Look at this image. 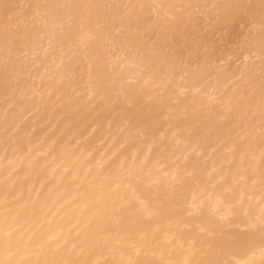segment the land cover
I'll list each match as a JSON object with an SVG mask.
<instances>
[{"label": "bare ground", "instance_id": "6f19581e", "mask_svg": "<svg viewBox=\"0 0 264 264\" xmlns=\"http://www.w3.org/2000/svg\"><path fill=\"white\" fill-rule=\"evenodd\" d=\"M0 264H264V0H0Z\"/></svg>", "mask_w": 264, "mask_h": 264}]
</instances>
